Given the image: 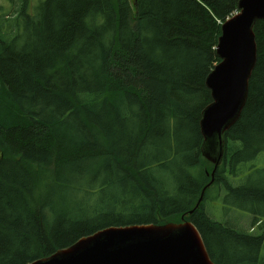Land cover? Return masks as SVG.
<instances>
[{
	"label": "trees",
	"instance_id": "1",
	"mask_svg": "<svg viewBox=\"0 0 264 264\" xmlns=\"http://www.w3.org/2000/svg\"><path fill=\"white\" fill-rule=\"evenodd\" d=\"M238 2L133 0L130 10L129 0H42L32 15L19 13L21 35L0 41V264L51 257L105 228L178 225L182 217L212 264H264V178L251 180L264 169L242 175L240 167L264 153V20L252 30L247 100L223 134L227 146L213 173L223 201L252 216L261 233L208 218L211 186L185 216L213 170L199 149L198 122L211 102L204 83L219 62L220 26ZM129 123L137 139H116L117 125ZM153 138L168 155L147 153L143 164L141 150ZM86 160L92 178L82 183L94 184L76 191L77 202L57 203L61 179L84 178L86 169L74 166ZM96 183L116 187L99 205Z\"/></svg>",
	"mask_w": 264,
	"mask_h": 264
},
{
	"label": "water",
	"instance_id": "2",
	"mask_svg": "<svg viewBox=\"0 0 264 264\" xmlns=\"http://www.w3.org/2000/svg\"><path fill=\"white\" fill-rule=\"evenodd\" d=\"M237 13L220 26L216 58L205 79L211 102L198 122L202 156L213 166L210 182L200 192L193 210L214 182L224 156V133L238 121L248 95L257 54L255 23L264 20V0H239ZM185 213L188 217L193 211ZM164 226L105 228L79 239L51 257L30 264H212L201 235L190 222Z\"/></svg>",
	"mask_w": 264,
	"mask_h": 264
},
{
	"label": "rangeland",
	"instance_id": "3",
	"mask_svg": "<svg viewBox=\"0 0 264 264\" xmlns=\"http://www.w3.org/2000/svg\"><path fill=\"white\" fill-rule=\"evenodd\" d=\"M42 2V0H0V41H6L13 37L14 35H21L22 33V20L26 19V15H32L34 13L35 8ZM130 3V10H133V0H129ZM25 4V7H24ZM24 8V9H23ZM25 11L26 15L22 16L19 15L21 11ZM18 11V13H17ZM17 13V16L15 14ZM237 12H234L236 14ZM13 32V34H12ZM15 36L11 39L14 40ZM9 40V41H11ZM132 124H126L121 125L118 124L117 127V133H116V139L119 140V138L123 137L126 140H134L137 139L138 135L137 132H133L131 135H129L126 132V128L128 126H131ZM133 127V126H132ZM226 142V141H225ZM191 143H194V141H191ZM169 145L171 146V150L174 152L175 148H177V145L175 141L171 138L169 140ZM160 146V143L158 139L153 138V142L151 141L150 146L147 149L141 150V158L143 161V164L145 162V155L147 153H150L151 155H162L167 157L168 151H161V149H158ZM188 146H190V143L188 142ZM227 146V143L225 147ZM224 147V148H225ZM179 148H182L179 146ZM226 149V148H225ZM93 162V160H86L84 162H78L74 167L78 170V172H81L88 168V165H90ZM170 163V162H169ZM99 163H95L93 166V169L98 168ZM241 168L245 169L243 171L242 175L248 174L249 171H253V169H264V153L259 154L254 160L249 161L247 163H244L240 166ZM170 168L173 169L174 165L170 163ZM174 170V169H173ZM86 173L84 175V178H81L80 176H75V178H62V183L59 184V186L55 190V196L54 199L58 203H62L63 206L71 205L74 202H77L78 193H76L77 190H79L83 185H91L94 184L93 181L82 183L83 179H89L92 178L90 172L88 169H86ZM240 174V172H238ZM259 177L264 178V171L259 174H254L251 176V180H255ZM104 178H106V173L104 172L103 176L100 178L101 180L99 183H102ZM209 182H210V176ZM171 180V179H170ZM47 182V181H46ZM46 182H43L46 184ZM172 182V181H171ZM208 182V183H209ZM217 184L211 185V188L208 190V198L203 203L204 206V213L207 214V217L210 218L212 221L217 223H223L227 226L230 225V227L234 228V226L240 230V232L244 231L248 234H259L261 233L258 230V226L251 227L249 223H251L252 216H250L248 213L233 209L231 207H228V205L223 201V198L225 197L226 193L223 189L219 187H215ZM98 183L94 186L93 195H94V205H99L98 202L100 200L107 196L111 192H115L116 187H110L105 186L102 188H97ZM54 188V185H53ZM118 189V188H117ZM73 206V205H72ZM106 207L101 206V210H104ZM75 205L71 208V212L74 214L75 212ZM262 222V220L260 221ZM259 222V223H260ZM264 258V255H263Z\"/></svg>",
	"mask_w": 264,
	"mask_h": 264
},
{
	"label": "bare ground",
	"instance_id": "4",
	"mask_svg": "<svg viewBox=\"0 0 264 264\" xmlns=\"http://www.w3.org/2000/svg\"><path fill=\"white\" fill-rule=\"evenodd\" d=\"M203 158H204V157H203ZM204 159H205V158H204ZM205 160H206V159H205ZM209 188H210V187H209ZM207 189H208V188H207ZM207 189H206V190H207ZM206 190H205V191H206ZM204 193H205V192H204ZM202 199H203V197H202ZM201 202H202V200H201ZM201 202H200V203H201ZM200 203H199V205H200ZM198 207H199V206H198ZM196 209H197V208H196ZM196 209H195V210H196ZM193 211H194V210H193ZM193 211H192V212H193ZM192 212H191L190 214H192ZM185 216H186V215H185ZM189 216H190V215H189ZM189 216H188V217H189ZM186 217H187V216H186ZM183 218H184V217H183ZM184 221H185V219H184ZM181 222H182V221H181ZM181 222H180V223H181ZM185 222H189V221H185ZM180 223H179V224H180ZM190 224H191V223H190ZM165 225H166V224H165ZM153 226H157V225H153ZM161 226H164V225H161ZM52 255H53V254H52ZM208 256H209V255H208ZM45 258H47V257H45ZM42 259H44V258H42ZM39 260H40V259H39Z\"/></svg>",
	"mask_w": 264,
	"mask_h": 264
}]
</instances>
